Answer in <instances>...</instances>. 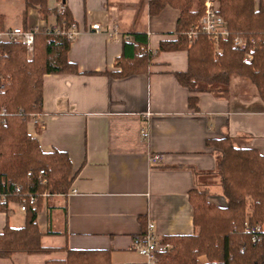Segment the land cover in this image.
Here are the masks:
<instances>
[{
    "label": "crops",
    "instance_id": "crops-1",
    "mask_svg": "<svg viewBox=\"0 0 264 264\" xmlns=\"http://www.w3.org/2000/svg\"><path fill=\"white\" fill-rule=\"evenodd\" d=\"M148 1L64 0L80 30L68 52L79 73L45 74L39 124L28 122L43 152L64 151L72 162L69 191L45 197L37 215L42 245L60 249L17 252L0 257V264H45L65 258V247L108 249L111 264H145L135 242L150 222L161 238L197 232L191 190L209 189L208 200L226 206L221 190H212L219 176L208 140L230 137L264 156V102L256 86L237 74L227 93H192L181 85L174 73L188 69V51L160 50L162 40L177 39L179 9L167 5L151 15ZM59 2L48 0V6ZM39 5L40 0H0L5 29L55 25L56 14L43 17ZM97 22L99 30L91 27ZM142 52L152 56L148 71L106 73L121 70L122 55ZM191 96H197V109L190 106ZM152 154L161 161L153 163ZM25 221L18 202L0 209V233Z\"/></svg>",
    "mask_w": 264,
    "mask_h": 264
},
{
    "label": "trees",
    "instance_id": "trees-1",
    "mask_svg": "<svg viewBox=\"0 0 264 264\" xmlns=\"http://www.w3.org/2000/svg\"><path fill=\"white\" fill-rule=\"evenodd\" d=\"M218 1L229 30V36L218 42L219 51L206 34L199 33L193 41L188 37V31L204 13V0H149L151 15L159 14L167 5L179 9L177 39L162 40L160 50L188 51V69L174 74L190 92L227 93L232 75L237 74L256 86L264 102V0ZM38 10L43 17L55 13L57 28L75 23L67 8L58 13L57 7L48 6V0H40ZM3 19L0 14V30L5 29ZM57 28H30L34 30L31 58L24 43L0 44V108L7 110L0 113V195L8 200L6 205L0 203V209L5 210L11 201L20 204L22 199L27 200L25 225H7L0 233V257L4 258L17 252L46 254L60 249L42 245L43 232L37 215L45 197L69 191L72 162L64 151L43 152L38 140L28 132L31 117H38L43 110L44 75L79 73L77 64L68 58L72 41ZM238 35L253 38L252 49L235 47L234 37ZM133 36L138 40L140 34ZM128 45L125 41L124 48ZM151 62L149 52L132 58L122 55L117 62L121 70L106 73L123 77L146 72ZM197 103V96H191L190 106L197 109ZM12 113H16L15 119L11 118ZM207 144L216 149L217 175L226 206L210 202L209 189L191 190L194 224L198 230L190 235L163 237L173 248L160 254V263L264 264V239L259 244L253 243L245 231L246 221L264 222V156L257 149L236 145L230 137L208 140ZM31 196L36 198L34 203L29 201ZM146 232L147 225L140 235ZM61 249L67 252L65 258L51 259L45 264H111L108 249ZM201 256L206 257V262L200 263Z\"/></svg>",
    "mask_w": 264,
    "mask_h": 264
},
{
    "label": "built area",
    "instance_id": "built-area-1",
    "mask_svg": "<svg viewBox=\"0 0 264 264\" xmlns=\"http://www.w3.org/2000/svg\"><path fill=\"white\" fill-rule=\"evenodd\" d=\"M216 0H205L204 1V13L200 18L197 25L192 26L188 31V37L190 41H193L199 33L206 34V36L214 41L215 48L219 51L218 42L220 38H226L229 36V30L227 28L226 20L219 11V5L215 4ZM219 4V3H218ZM66 10L65 4L60 1L57 6V12L63 13ZM56 27V24L53 25ZM91 27L95 30L100 29V24L93 23ZM35 30H39L35 28ZM57 31L65 34L70 41L76 39L79 35L80 30L75 23L69 26H63V28H57ZM4 42H21L24 43L28 52V57L33 55L34 47V30L30 28L23 27H13L9 29L0 30V44ZM254 39L247 38L246 36L238 35L234 37V46L241 50H250L254 43ZM247 58H251V53L247 54ZM2 80V79H0ZM7 112L5 107L0 108V113L5 114ZM11 118H16V113L11 114ZM31 121L35 124H39V119L36 116H32ZM29 120V121H30ZM142 135L147 137L148 132L142 130ZM150 160L153 163L161 161L160 154H152ZM43 172V170H42ZM26 199H22L20 203V210L26 211ZM30 203H34L36 198L31 196L29 199ZM0 203L3 205L8 204V200L5 195H0ZM245 231L250 234L251 241L253 243L259 244L264 239V222L261 223H250L246 221ZM173 248L172 243L164 241L155 231V224L150 222L148 224L147 232L140 235L135 242V249L146 258L145 264H161L160 254L165 253Z\"/></svg>",
    "mask_w": 264,
    "mask_h": 264
},
{
    "label": "rangeland",
    "instance_id": "rangeland-1",
    "mask_svg": "<svg viewBox=\"0 0 264 264\" xmlns=\"http://www.w3.org/2000/svg\"><path fill=\"white\" fill-rule=\"evenodd\" d=\"M205 1V0H204ZM217 2H215V4L218 6L219 4V1L218 0H216ZM220 6V5H219ZM220 187H219V182L217 183H212V190L213 191H217V192H219L220 191V189H219ZM144 257V256H143ZM144 261L146 262L147 260H146V258L144 257Z\"/></svg>",
    "mask_w": 264,
    "mask_h": 264
}]
</instances>
